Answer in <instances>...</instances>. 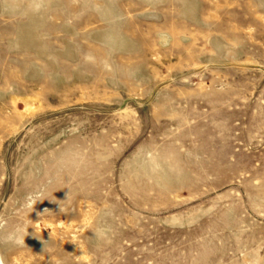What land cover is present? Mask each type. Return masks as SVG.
Here are the masks:
<instances>
[{
  "label": "rangeland",
  "instance_id": "1",
  "mask_svg": "<svg viewBox=\"0 0 264 264\" xmlns=\"http://www.w3.org/2000/svg\"><path fill=\"white\" fill-rule=\"evenodd\" d=\"M0 264H264V0H0Z\"/></svg>",
  "mask_w": 264,
  "mask_h": 264
},
{
  "label": "clouds",
  "instance_id": "2",
  "mask_svg": "<svg viewBox=\"0 0 264 264\" xmlns=\"http://www.w3.org/2000/svg\"><path fill=\"white\" fill-rule=\"evenodd\" d=\"M41 199H42V197H38V198L32 200V202H31V204H30V207H31V208H34V205H35L38 201H41ZM36 227L39 228V222L36 224ZM26 235H27V234H26ZM95 235H97V234L95 233ZM16 242H17V243H24V239H22V238H17V239H16Z\"/></svg>",
  "mask_w": 264,
  "mask_h": 264
}]
</instances>
